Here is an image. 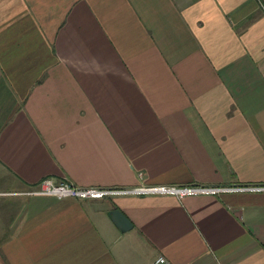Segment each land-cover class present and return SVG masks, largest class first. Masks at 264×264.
Segmentation results:
<instances>
[{
    "label": "crops",
    "instance_id": "0c3cea01",
    "mask_svg": "<svg viewBox=\"0 0 264 264\" xmlns=\"http://www.w3.org/2000/svg\"><path fill=\"white\" fill-rule=\"evenodd\" d=\"M255 186L264 0H0V264H264Z\"/></svg>",
    "mask_w": 264,
    "mask_h": 264
},
{
    "label": "built area",
    "instance_id": "2783aa9c",
    "mask_svg": "<svg viewBox=\"0 0 264 264\" xmlns=\"http://www.w3.org/2000/svg\"><path fill=\"white\" fill-rule=\"evenodd\" d=\"M229 189L231 188L162 187V186L159 187L142 186L131 189H109V188H100V187H78L65 182L55 183L50 178H44L41 180L38 187L34 189H30L28 191L16 192V193L27 194V195H52L58 199H64V198L90 199V198L103 197L105 195H111L115 193L175 192L179 196H183L188 193L214 192V191H224ZM238 189L264 190V186L242 187ZM156 261L159 263L166 262L165 258L163 257H159Z\"/></svg>",
    "mask_w": 264,
    "mask_h": 264
},
{
    "label": "water",
    "instance_id": "95a60500",
    "mask_svg": "<svg viewBox=\"0 0 264 264\" xmlns=\"http://www.w3.org/2000/svg\"><path fill=\"white\" fill-rule=\"evenodd\" d=\"M108 215L120 231H125L131 227V222L120 210H111Z\"/></svg>",
    "mask_w": 264,
    "mask_h": 264
}]
</instances>
